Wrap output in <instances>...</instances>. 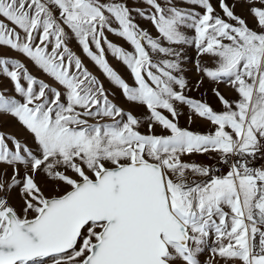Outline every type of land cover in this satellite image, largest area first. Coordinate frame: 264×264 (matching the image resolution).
<instances>
[{
	"label": "snow or ice",
	"instance_id": "6c2138e0",
	"mask_svg": "<svg viewBox=\"0 0 264 264\" xmlns=\"http://www.w3.org/2000/svg\"><path fill=\"white\" fill-rule=\"evenodd\" d=\"M260 161L264 0H0V264H264Z\"/></svg>",
	"mask_w": 264,
	"mask_h": 264
},
{
	"label": "rangeland",
	"instance_id": "374dc122",
	"mask_svg": "<svg viewBox=\"0 0 264 264\" xmlns=\"http://www.w3.org/2000/svg\"><path fill=\"white\" fill-rule=\"evenodd\" d=\"M138 6L140 7H146L144 4L140 3ZM219 10V9H218ZM236 13L237 15H241V16H244L245 18L249 19V22H250V17H248V14H247V8L246 7H237L236 9ZM138 24H140L141 27H144V28H150V25L145 22V21H142V20H137L136 21ZM250 26H251V22H250ZM109 39L111 40H114L116 41L118 44H123V46L128 49V50H131L130 47L124 43L123 41H120V40H116V38L114 36H111L109 35ZM70 46L73 48L74 51H76L78 54H81L80 53V49H79V46L75 43V41L71 42ZM6 55L8 56H14L15 53L13 52H7ZM189 55L192 57V58H195V52L194 51H190L189 52ZM81 58L84 60V63L86 64V66L89 68L90 71L93 72V74L97 75L105 84V88H110L111 85L104 79V77L102 76V74L95 68L93 67V65L83 57V55L81 54ZM109 62L110 64L122 75V77H124L126 80H128L129 82L130 81V75L126 69L125 66H123L122 64H120L119 62H117L115 59H113L110 55H109ZM29 69L31 70V72L38 76V77H41L45 80H47L48 78L43 76L42 73L40 71H38L30 62L28 61H24ZM187 68L189 69L186 73L187 77L189 78L190 82L194 83L196 80L200 79L199 76L196 75L195 73V70L193 68V65L192 63H188L187 65ZM212 87H214V85L212 84H209L207 80H205L204 84L201 86L200 90L199 91H196V90H193L191 91L190 93H188V95L194 97V98H197V99H201V93L202 92H207V100L208 102L217 110H219L220 106H219V103L217 101V99L214 97V95L212 94ZM219 90L221 92L222 95L225 96L226 99H229V100H232V99H235L236 98V94L231 91L229 88L223 86V85H220L219 86ZM118 95V98L116 100V102L118 104H121V106L123 107H127V105H125L123 103V99L122 98H119V93L117 94ZM180 124L182 127H187V120L185 117H181L180 119ZM210 125L205 123V122H202V121H195L193 124H192V129L193 130H199L201 132H206L208 129H209ZM3 131L5 132H11V133H15L17 135H20V130H19V127L15 124L14 121H8L7 119H5L4 121V124H3V128H2ZM193 159H195L197 162H203V163H206V164H211L212 161L208 160L206 156H194ZM61 191H63V189H61ZM10 203L16 207L17 209H19L20 207V201L18 199L17 196L13 195V197L11 198L10 200ZM203 259V257H202Z\"/></svg>",
	"mask_w": 264,
	"mask_h": 264
},
{
	"label": "crops",
	"instance_id": "0c3cea01",
	"mask_svg": "<svg viewBox=\"0 0 264 264\" xmlns=\"http://www.w3.org/2000/svg\"><path fill=\"white\" fill-rule=\"evenodd\" d=\"M258 163H264V161H260V162H258Z\"/></svg>",
	"mask_w": 264,
	"mask_h": 264
}]
</instances>
